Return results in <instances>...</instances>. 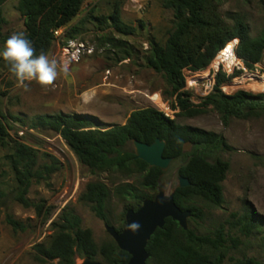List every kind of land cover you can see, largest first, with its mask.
<instances>
[{
  "label": "rangeland",
  "instance_id": "rangeland-1",
  "mask_svg": "<svg viewBox=\"0 0 264 264\" xmlns=\"http://www.w3.org/2000/svg\"><path fill=\"white\" fill-rule=\"evenodd\" d=\"M164 3L165 0H87L80 15L70 25L78 26L80 34L75 39H67L64 29L48 54L58 60L65 59L63 48L70 40L84 45L87 50L78 62L70 63L69 73L58 77L51 87H41L35 82L29 84L28 90L18 87L1 59L0 117H4L11 140L37 152V166L31 186L24 195L26 203H23L20 201L23 188L8 158L10 148L0 143V264H58V261L42 258L37 246L49 245L54 234L52 224L65 209L81 218L83 228L90 230L99 247L111 242L105 222L97 218L80 197L88 184L104 183L111 191L107 205L109 222L116 229L121 226L127 202L116 198L114 190L125 183L136 184L138 181L136 176L92 173L80 164L58 134L32 130L31 122L40 115L68 114L95 117L103 127L124 125L132 112L153 108L150 97L155 93L161 94L172 111H177L174 116L177 124L220 134L233 148V151H221L209 157L211 162L222 160L230 166L222 184L224 203L216 207L207 201H193L191 204L199 208L203 216L201 219L191 217L189 229L198 236L214 237L216 232H223L224 248L214 252L216 257H224L223 264L250 259L264 264V118H231L225 126L220 115L204 104V100L215 92L217 77L213 90L203 96L191 85L193 80L187 74L183 93L190 100L191 110L201 113L190 117L181 112L178 95L173 93L163 76L147 65L150 41L164 46L174 27L173 11L165 8ZM117 8L121 20L136 29L133 35H119L110 23L100 22L113 15ZM3 12L5 38L14 32H25L26 19L18 11V0H8ZM221 13L228 23L243 19L252 38L264 34V0H225ZM2 49L3 45H0ZM251 71L260 77L255 91L248 90L244 84L235 93L264 95V59ZM192 148L190 146L186 153ZM128 151L135 154L133 144L129 145ZM183 164V161H175L161 179L170 193L178 185V173L174 174ZM247 215L259 223L251 234L241 226ZM9 217L21 223L23 229L12 228L7 223ZM82 260L76 256L75 262L78 264Z\"/></svg>",
  "mask_w": 264,
  "mask_h": 264
},
{
  "label": "trees",
  "instance_id": "trees-1",
  "mask_svg": "<svg viewBox=\"0 0 264 264\" xmlns=\"http://www.w3.org/2000/svg\"><path fill=\"white\" fill-rule=\"evenodd\" d=\"M7 1L0 0V45H4L7 40L3 35V7ZM86 2L87 0H18V11L26 19L25 34L37 55L41 51L47 54L50 52L56 40L55 31L65 29L67 39H75L80 34L78 26L70 25L80 15ZM224 2L225 0H165V8L173 11L174 27L164 46L154 40L149 43L148 67L163 76L173 93L178 95V108L190 117L201 112L191 110L190 100L183 93L184 70H206L217 53L233 39H239L237 55L250 70L264 59V34L252 38L248 25L241 18L228 23L221 13ZM100 22L110 23L114 31L122 36H130L136 32V29L121 20L118 8L113 15L100 19ZM229 81L220 73L215 92L204 100V104L211 106L220 115L225 126L231 118H264V95L253 96L239 91L227 96L218 88ZM30 128L58 134L80 164L94 174L110 173L138 178L136 184L125 183L114 190L116 198L127 202L121 226L116 228L118 233L126 226L125 214L128 210L137 211L144 201L156 196L163 175L160 169L149 167L145 162L137 160L133 152L128 151L134 140L149 145L156 139L165 141L164 157L184 162L178 175L188 179L190 186L176 187L174 198L181 210L191 211L192 218L201 219L203 216L202 211L191 204L196 199L207 201L216 207L224 203L222 184L230 166L222 160L211 162L209 157L221 151H233V148L222 135L179 125L154 108L132 112L125 125L103 127L92 116L58 114L37 116ZM0 143L10 148L11 155L8 158L16 179L23 188L20 201L26 203L24 195L35 177L37 152L10 139L4 117H0ZM188 143L193 146L190 153L184 152ZM110 197L111 191L104 183L94 182L87 185L80 201L89 205L97 218L110 225L107 214ZM7 223L15 230L23 229L22 224L11 217L7 219ZM241 226L247 234H251L259 223L253 216L247 215L241 221ZM52 227L54 234L49 245L37 246L38 254L48 261L76 264V256H79L83 259H100L104 264H128L131 259L128 253L117 247L113 239L99 247L90 230L83 228L81 218L70 209L63 210ZM225 242L222 231L216 232L214 237L198 236L190 229L184 231L172 219H167L164 228L158 229L148 243L150 258L147 264H223L224 257H216L214 252H220ZM237 264L260 263L250 259Z\"/></svg>",
  "mask_w": 264,
  "mask_h": 264
},
{
  "label": "water",
  "instance_id": "water-1",
  "mask_svg": "<svg viewBox=\"0 0 264 264\" xmlns=\"http://www.w3.org/2000/svg\"><path fill=\"white\" fill-rule=\"evenodd\" d=\"M135 157L137 160L145 162L151 168L160 169L163 172L162 177L170 170L171 165L175 162L173 158L164 157L166 142L156 139L152 144H145L134 140L132 142ZM192 146L188 143L184 147V152L189 151ZM180 170V169H179ZM179 170L174 174L177 175ZM179 188L190 186V181L178 175ZM174 192H168L165 184L161 183L158 187V193L153 199L143 202L142 206L134 211L128 210L125 214L126 226L121 233L105 223L104 227L107 234L113 239L117 247L130 255L131 259L128 264H147L150 255L147 252V246L152 236L158 229H163L167 219L177 222L184 230H189L188 221L192 217L189 210H181L175 203ZM168 194L167 196L165 194ZM138 222L141 227L138 231H130L128 225ZM78 264H104L100 260H92L88 257L84 258Z\"/></svg>",
  "mask_w": 264,
  "mask_h": 264
},
{
  "label": "built area",
  "instance_id": "built-area-1",
  "mask_svg": "<svg viewBox=\"0 0 264 264\" xmlns=\"http://www.w3.org/2000/svg\"><path fill=\"white\" fill-rule=\"evenodd\" d=\"M64 29H60L54 32L56 39L58 36H62ZM239 39H233L228 42L223 49H221L216 57L214 58L211 65L204 71L192 72L188 69L183 71V76L187 75L194 84L191 85L195 88L198 94L207 95L214 88L215 78L220 74H224L229 82L225 83L220 90L223 94L231 96L235 92L245 86L248 90L255 91L256 85H259V76L252 72L245 64V62L240 59L237 55V48L239 46ZM67 47L63 48V53L65 59L70 63L78 62L81 55L87 50V48L82 44H76L75 41L70 40L67 42ZM231 47V48H230ZM206 76L207 82L206 85L199 86L200 78ZM208 84V85H207ZM261 91V90H260ZM150 101L153 105V108L158 112L162 113L166 118L174 121V116L177 111H172L164 101L163 97L159 93H155L150 97Z\"/></svg>",
  "mask_w": 264,
  "mask_h": 264
},
{
  "label": "clouds",
  "instance_id": "clouds-1",
  "mask_svg": "<svg viewBox=\"0 0 264 264\" xmlns=\"http://www.w3.org/2000/svg\"><path fill=\"white\" fill-rule=\"evenodd\" d=\"M0 59L8 66L17 86L24 90L29 89L31 82L41 87H51L58 77L66 76L70 71V62L67 59L58 60L44 51L37 55L32 42L23 31L14 32L7 38L3 49L0 50ZM140 227L138 222L128 225V229L133 232L138 231Z\"/></svg>",
  "mask_w": 264,
  "mask_h": 264
},
{
  "label": "bare ground",
  "instance_id": "bare-ground-1",
  "mask_svg": "<svg viewBox=\"0 0 264 264\" xmlns=\"http://www.w3.org/2000/svg\"><path fill=\"white\" fill-rule=\"evenodd\" d=\"M230 48H231V47H230ZM207 79H208V78H206V76H204L203 78H200L199 81H200V80H201V81H200L199 86L201 87L202 85H206ZM192 84H194V83L192 82ZM207 85H208V84H207ZM262 85H263V87H264V81H263Z\"/></svg>",
  "mask_w": 264,
  "mask_h": 264
},
{
  "label": "crops",
  "instance_id": "crops-1",
  "mask_svg": "<svg viewBox=\"0 0 264 264\" xmlns=\"http://www.w3.org/2000/svg\"><path fill=\"white\" fill-rule=\"evenodd\" d=\"M97 87V86H96ZM131 115V114H130ZM130 115L128 116V118L130 117ZM125 125V124H124Z\"/></svg>",
  "mask_w": 264,
  "mask_h": 264
}]
</instances>
